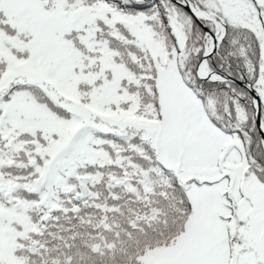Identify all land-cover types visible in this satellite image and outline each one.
I'll use <instances>...</instances> for the list:
<instances>
[{
	"label": "snow or ice",
	"instance_id": "1",
	"mask_svg": "<svg viewBox=\"0 0 264 264\" xmlns=\"http://www.w3.org/2000/svg\"><path fill=\"white\" fill-rule=\"evenodd\" d=\"M0 264H264V0H0Z\"/></svg>",
	"mask_w": 264,
	"mask_h": 264
}]
</instances>
